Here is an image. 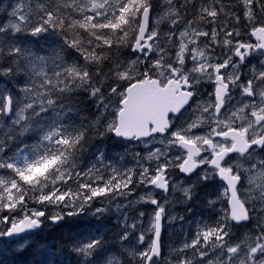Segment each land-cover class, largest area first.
<instances>
[{
	"label": "snow or ice",
	"instance_id": "snow-or-ice-1",
	"mask_svg": "<svg viewBox=\"0 0 264 264\" xmlns=\"http://www.w3.org/2000/svg\"><path fill=\"white\" fill-rule=\"evenodd\" d=\"M85 213L76 264H264V0H0V237Z\"/></svg>",
	"mask_w": 264,
	"mask_h": 264
},
{
	"label": "trees",
	"instance_id": "trees-1",
	"mask_svg": "<svg viewBox=\"0 0 264 264\" xmlns=\"http://www.w3.org/2000/svg\"><path fill=\"white\" fill-rule=\"evenodd\" d=\"M9 2L10 0H2L3 5H7ZM94 113V106L91 105L85 97L84 104L82 105V111L80 113L81 116L87 117L89 120H91L93 118ZM103 146L106 148L107 151V148H109V154L115 155L117 153H124V151L119 146L116 147V145L112 144L111 139L106 140ZM142 207L143 208L140 209H143L145 211L146 206ZM70 224L73 225L70 226ZM77 228H79L80 230ZM89 228L93 231H95L96 228H99L100 231L105 234L107 240H109L110 242L114 241L112 243H115L117 239V234L120 231V228L117 227V220L114 213L108 214L101 219H97V217L85 213L82 216L66 218L60 225H52L46 222L43 229L39 233L34 235L28 241L26 246L20 251L6 248L5 245L0 244V264H76V254L71 250V237L76 235L77 232ZM64 235L67 238H65ZM172 239L173 236H171V240ZM64 241L66 243H64ZM133 243H135L134 238Z\"/></svg>",
	"mask_w": 264,
	"mask_h": 264
},
{
	"label": "rangeland",
	"instance_id": "rangeland-1",
	"mask_svg": "<svg viewBox=\"0 0 264 264\" xmlns=\"http://www.w3.org/2000/svg\"><path fill=\"white\" fill-rule=\"evenodd\" d=\"M134 147H138V148H140V149H142L143 148V146L142 145H140V146H134V145H127V146H125V150L127 149L128 151H131V150H133V148ZM137 194H142V190H138V193ZM143 205V204H142ZM146 206V208H145V211H147V212H151L152 211V206L151 205H145ZM139 208V207H138ZM141 210H143V209H141ZM52 211H55V209H53ZM145 222H146V218H145ZM167 224V223H166ZM168 225V224H167ZM0 227H3V225H0ZM0 241L1 242H5L1 237H0ZM26 241H28V239H26ZM26 241H22V242H17V243H15L17 246H19V245H21V244H23L24 242H26ZM6 243V242H5ZM14 244V245H15Z\"/></svg>",
	"mask_w": 264,
	"mask_h": 264
},
{
	"label": "flooded vegetation",
	"instance_id": "flooded-vegetation-1",
	"mask_svg": "<svg viewBox=\"0 0 264 264\" xmlns=\"http://www.w3.org/2000/svg\"><path fill=\"white\" fill-rule=\"evenodd\" d=\"M182 178V177H181ZM193 179H195V178H193ZM196 191L198 192V196H200V195H207V196H212V195H209L210 193H208V192H203V193H201L202 191L201 190H198V188L196 189ZM182 197L180 196V194H177L176 195V199H178V200H180ZM193 203H196L197 202V200L195 199L194 201H192ZM201 202L203 203L204 201L203 200H201ZM205 209H207V207H205ZM195 214H196V212H194ZM191 214H193V213H191V212H188V211H184V213H183V215L186 217V216H188V215H191ZM194 214V215H195Z\"/></svg>",
	"mask_w": 264,
	"mask_h": 264
},
{
	"label": "bare ground",
	"instance_id": "bare-ground-1",
	"mask_svg": "<svg viewBox=\"0 0 264 264\" xmlns=\"http://www.w3.org/2000/svg\"><path fill=\"white\" fill-rule=\"evenodd\" d=\"M107 147H108V146H107ZM107 149H108V151H109V148H107ZM111 150H112V148H111ZM115 150H116V149H115ZM110 152H112V151H110ZM197 193H198V192H197ZM201 193H203V192H201ZM204 193H205V192H204ZM194 214H195V213H193V215H194ZM191 215H192V214H191ZM186 217H187V216H186ZM73 223H74V222H73ZM76 224H78V223H76ZM76 224H75V225H76ZM71 225H73V224H70V226H71ZM77 227H78V226H77ZM114 228H115V227H114ZM114 228H113V229H114ZM42 229H43V228L39 229L37 232H40ZM77 229H79V228H77ZM67 230H69V229H67ZM70 230H71V228H70ZM79 230H80V229H79ZM73 231H75V230H73ZM73 231H72V232H73ZM49 234H50V233H49ZM57 234H58V233H57ZM57 234H56V235H57ZM68 235H69V234H68ZM113 235H114V234H113ZM64 236H65V235H64ZM65 238H67V237L65 236ZM108 238H109V236H108ZM61 239H62V238H61ZM63 239H64V238H63ZM52 241H53V240H52ZM65 241H66V239H65ZM65 241H64V243H66ZM56 242H58V241H56ZM62 242H63V241H62ZM67 242H68V241H67ZM112 242H114V241H112ZM57 244H58V243H57ZM58 245H59V244H58ZM45 246H46V245H45ZM55 246H56V245H55ZM40 247H41V246H40ZM59 248H60V247H59ZM57 250H58V249H57ZM34 251H35V250H34ZM51 251H52V250H51ZM23 252H24V251H23ZM28 252H29V251H28ZM58 252H59V251H58ZM61 254H62V253H61ZM26 256H28V255H26ZM69 256H71V255H69ZM72 256H73V255H72ZM46 257H47V256H46ZM13 259H14V258H13ZM36 260H37V259H36ZM70 260H71V259H70ZM74 260H75V259H74ZM40 261H41V260H40ZM45 261H46V260H45ZM46 262H47V261H46ZM73 262H74V261H73ZM44 263H45V262H44ZM52 263H53V262H52ZM31 264H32V263H31ZM63 264H64V263H63Z\"/></svg>",
	"mask_w": 264,
	"mask_h": 264
},
{
	"label": "water",
	"instance_id": "water-1",
	"mask_svg": "<svg viewBox=\"0 0 264 264\" xmlns=\"http://www.w3.org/2000/svg\"><path fill=\"white\" fill-rule=\"evenodd\" d=\"M37 231V230H36ZM35 231V232H36ZM27 234H32V233H24V234H21L20 236H14V237H7V239L8 240H13V239H17V238H19V237H21V236H23V235H27Z\"/></svg>",
	"mask_w": 264,
	"mask_h": 264
}]
</instances>
